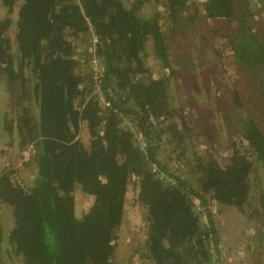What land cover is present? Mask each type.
Wrapping results in <instances>:
<instances>
[{"label": "trees", "instance_id": "16d2710c", "mask_svg": "<svg viewBox=\"0 0 264 264\" xmlns=\"http://www.w3.org/2000/svg\"><path fill=\"white\" fill-rule=\"evenodd\" d=\"M130 1L0 0V7L15 12V19H0V71L10 84L23 88L20 100L26 102L28 84L35 105L34 113L24 107L16 121L20 146L36 151L33 183L23 188L10 180L12 172L0 174V204L12 208L7 243L24 264H111L131 179L136 202L146 210V258L153 264H211L217 231L200 226L192 199L242 209L250 199L246 182L256 173L262 179V190L256 192L264 221V134L250 117L239 129L247 146L233 145L226 166L212 158L193 160L194 184L161 164L168 146L178 162L195 153L188 130L171 121L170 78L146 77L148 45L160 68L172 70L159 14L142 13L148 3H162L175 24L188 1ZM237 1L208 0L205 17L238 19L230 52L235 63L255 76L264 104V37L252 32L245 13H236ZM249 10L256 12V7ZM88 32L102 60L104 105L96 93L91 95L92 74H77L79 63L73 57L71 39ZM230 95L242 110L237 91L231 89ZM82 125L87 145L76 138ZM76 189L94 198L78 217Z\"/></svg>", "mask_w": 264, "mask_h": 264}, {"label": "rangeland", "instance_id": "374dc122", "mask_svg": "<svg viewBox=\"0 0 264 264\" xmlns=\"http://www.w3.org/2000/svg\"><path fill=\"white\" fill-rule=\"evenodd\" d=\"M132 1L134 0L130 2ZM187 1L188 8L179 13L180 20L175 24L167 19L162 3H148L149 6L144 7L142 14H159L172 70L170 72L160 68L158 62L149 56L151 52L148 51V45L146 77L170 78L173 93L172 96L170 91V98L173 100L171 105L169 101L167 104L172 114L171 121L185 132L188 130L195 153V156L191 153L193 158L187 159L185 163L180 160L178 162L174 151H169L168 146V151L164 149L161 155V164L167 172L194 184L196 179L192 175L193 160L200 158L205 161L212 158L221 166H226L233 145L237 149L247 146L239 133L245 117H250L264 134V104H261V95L257 93L255 76L249 69H244L243 65L235 63L230 52V40L237 30L238 19H208L205 17L208 0ZM141 3L146 5L147 1L141 0ZM251 6L256 7V12L249 10ZM235 8L237 14L245 13L252 32L262 39L264 0H238ZM7 16L15 19V12L9 14L7 9L0 7V19ZM71 42L74 46L73 57L80 68L77 74H92L95 92L91 95L96 93L101 105H104L103 95L99 90V76L103 65L94 52V35L88 32L87 35L71 39ZM26 88L30 98L28 102L20 100L23 88L18 83L10 84L0 71V174L12 172L10 180L23 188L30 187L36 177V151L31 145L20 146L16 127V121L24 107L27 106L32 113L35 112L34 98L29 94L32 88L28 84ZM231 89L237 91L243 104L242 110L233 105ZM125 122L132 126L135 133L138 132L134 123L129 120ZM76 138L87 145L89 137L84 125L79 128ZM137 140L140 147L144 148L142 140ZM154 170L158 171L157 167ZM162 177L168 184H173L174 180L169 175ZM246 184L250 190V199L242 209L221 206L209 199L202 205L198 199H192L200 226H211L217 231V248L213 251L211 264H264V221L259 216V196L256 192L258 189L262 190L260 174H254L252 182L247 180ZM136 196L135 181L131 179L122 220L115 231V252L111 264H153L146 258V210L137 204ZM93 199L92 196L83 194L80 189L75 190L77 217L88 210ZM12 226V208L0 204V264H24L23 258L15 255L7 243Z\"/></svg>", "mask_w": 264, "mask_h": 264}]
</instances>
